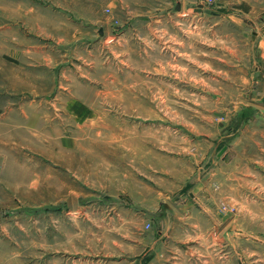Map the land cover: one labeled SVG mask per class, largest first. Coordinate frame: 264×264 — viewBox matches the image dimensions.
Returning a JSON list of instances; mask_svg holds the SVG:
<instances>
[{
	"label": "rangeland",
	"instance_id": "374dc122",
	"mask_svg": "<svg viewBox=\"0 0 264 264\" xmlns=\"http://www.w3.org/2000/svg\"><path fill=\"white\" fill-rule=\"evenodd\" d=\"M9 2L0 264H264V0Z\"/></svg>",
	"mask_w": 264,
	"mask_h": 264
},
{
	"label": "crops",
	"instance_id": "0c3cea01",
	"mask_svg": "<svg viewBox=\"0 0 264 264\" xmlns=\"http://www.w3.org/2000/svg\"><path fill=\"white\" fill-rule=\"evenodd\" d=\"M9 1H10L9 3L12 6V8H11L12 11L17 10V12H19L20 15L22 13V16H25L27 18L37 16L36 19L38 20V22H37L38 26H40V22H39L40 18H41L42 22L43 21L45 22V19H46V11L45 10H46V8L44 6H42L43 0H9ZM156 10H158V9H156ZM15 13H16V11H15ZM23 27H24L25 31L29 32L28 24L26 22L21 24L20 22L15 20L13 14H11V18H10V16L7 17L5 15H1V17H0V35H1L0 38L2 40V45H4V47H5V45L8 43V41H4V40H7V38L9 40L11 39V40L17 41L18 38H20V32H21ZM34 38H35L34 39V42H35L34 47L38 46L37 51L39 52L40 49L42 48L40 46L42 43V41H40L42 37L40 36V34H36V35H34ZM42 53L44 54V52H42ZM43 54H41L40 56L42 58L46 59V55H43ZM8 58L15 60V61L18 60V57L13 56V55H8ZM32 60L34 61V58ZM0 113H1V111H0ZM196 187H199V185H197ZM204 190H205V192H207L206 189H203V191ZM169 191L170 190L165 189L164 192H165V194L166 193L169 194ZM200 191H201V187L198 188V191H196V196L195 197L192 196V200L202 201L203 203L211 202V199L207 198V194L202 193V195H203L202 196ZM184 201H186V199ZM189 203H190V201L187 202V204H189ZM158 210H159V208H156L153 211V214L155 215V213H157ZM177 214L178 215H176V217H178V219H184L186 216H189L190 211L188 209L178 210ZM202 214H203V217H205V218L207 217V219L209 221L216 223V220L213 217V213L210 210V208L206 209L204 207ZM213 229H215V227ZM156 243H157V240L155 238H153V250L155 248Z\"/></svg>",
	"mask_w": 264,
	"mask_h": 264
},
{
	"label": "built area",
	"instance_id": "2783aa9c",
	"mask_svg": "<svg viewBox=\"0 0 264 264\" xmlns=\"http://www.w3.org/2000/svg\"><path fill=\"white\" fill-rule=\"evenodd\" d=\"M202 1H203V3H207V4L209 3V4H210V3H212V2L215 1V0H202ZM1 116H2V115L0 114V119H1ZM223 206L225 207V209L231 208L230 205H225V204H224Z\"/></svg>",
	"mask_w": 264,
	"mask_h": 264
},
{
	"label": "water",
	"instance_id": "95a60500",
	"mask_svg": "<svg viewBox=\"0 0 264 264\" xmlns=\"http://www.w3.org/2000/svg\"><path fill=\"white\" fill-rule=\"evenodd\" d=\"M199 10H202V7H200ZM225 150H226V147H224V148L221 150V152L219 153V155H221Z\"/></svg>",
	"mask_w": 264,
	"mask_h": 264
}]
</instances>
